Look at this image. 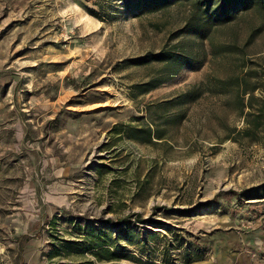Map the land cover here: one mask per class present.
<instances>
[{"label": "rangeland", "instance_id": "rangeland-1", "mask_svg": "<svg viewBox=\"0 0 264 264\" xmlns=\"http://www.w3.org/2000/svg\"><path fill=\"white\" fill-rule=\"evenodd\" d=\"M189 9L0 0V264H264V123L239 114L235 83L260 82L264 9L205 39L183 32ZM162 49L185 64L134 62ZM145 125L161 138L125 130ZM97 235L120 258L61 246Z\"/></svg>", "mask_w": 264, "mask_h": 264}, {"label": "trees", "instance_id": "trees-1", "mask_svg": "<svg viewBox=\"0 0 264 264\" xmlns=\"http://www.w3.org/2000/svg\"><path fill=\"white\" fill-rule=\"evenodd\" d=\"M123 3V8L126 12L132 15L140 14H151V12L159 11L166 8L169 5L175 3H182L187 1L189 3V14L182 26L183 32L188 33L196 37L197 39H205L212 29H215L217 26L227 24L232 21V19L238 14V12L246 11L252 6H258L260 9H264V0H120ZM186 56L174 53L170 50H159L153 52L152 54L136 58L134 62L138 64H145L153 61L172 63L180 62L182 65L186 60ZM185 64V63H184ZM255 76L259 77L260 82L255 81L251 84H248L245 78L238 79L236 77V91H237V104L239 107V114L243 119L253 115L251 120L253 123V128H257L263 125L264 123V97L261 98L256 106V110H250L251 103L250 100L254 97V92L261 87L264 90V70L260 72H255ZM151 88L149 83L137 84L134 86V89H138L139 92H146ZM180 103H186V101H192L197 98V94L186 90L184 93L179 95ZM252 111V112H251ZM126 131H131L134 136L132 138L137 139L135 135L141 134L144 138H139L141 142H151V138H161V134L156 129H151L150 126H138L130 127L126 126ZM245 134L249 133L248 129L244 130ZM124 221H120V225L115 228V238H126V234L123 231V228H129V225ZM150 226L153 229L165 228L160 222H151ZM157 232V231H154ZM147 229L146 238H152L157 233H154ZM101 239V240H100ZM89 247L86 249L82 248V244L78 241L72 240H61L62 248L67 252L75 250V253H83L89 251L92 256H95L99 261L110 262L111 260H117L120 258V255H117L116 248L121 247L117 241L107 242L108 244H103L106 242L102 239V236L97 235L89 239ZM85 250V251H84ZM202 259V256L198 254H188L185 252L183 263L190 264L193 261H199ZM164 264H169L168 260H163Z\"/></svg>", "mask_w": 264, "mask_h": 264}, {"label": "crops", "instance_id": "crops-1", "mask_svg": "<svg viewBox=\"0 0 264 264\" xmlns=\"http://www.w3.org/2000/svg\"><path fill=\"white\" fill-rule=\"evenodd\" d=\"M190 264H216V263H211V261L209 259L202 258L199 261L190 262ZM225 264H230V263H229V261L228 262L225 261Z\"/></svg>", "mask_w": 264, "mask_h": 264}]
</instances>
